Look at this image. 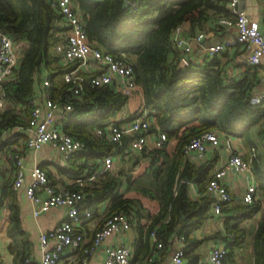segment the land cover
Listing matches in <instances>:
<instances>
[{
  "label": "trees",
  "instance_id": "1",
  "mask_svg": "<svg viewBox=\"0 0 264 264\" xmlns=\"http://www.w3.org/2000/svg\"><path fill=\"white\" fill-rule=\"evenodd\" d=\"M74 1L80 9L88 42L130 63L135 83L142 90L143 106L151 109L145 136L162 131L166 137L161 146L148 153L145 163L148 170L141 173L142 179L135 188L142 197L126 196L133 180L131 172H106L84 187L83 201L95 210L109 199V213L122 210L132 215L130 222L136 235L132 262L144 256L145 261L157 242L160 246L155 250L162 248L164 252L174 236L183 234L188 241L184 257L193 243L208 238L224 240L228 248L225 264L233 256L234 248L246 239L248 229L242 222L261 210L252 230V253L253 264H264V168L259 157L253 159L252 170L261 197L249 204L239 202L224 216L223 232L217 230L204 238H189L209 215L213 199L205 192V184L215 157L197 163L184 154L183 145L209 129L238 136L246 147L257 146L264 136V109L261 104L248 101L255 86V75L248 65L238 78L226 73V60L221 61L224 52L214 54L204 63L190 61L179 65L181 56L175 48L173 30L187 23L195 31L210 19L230 16L226 0H139L134 7H123L122 0ZM60 21L51 0H0V31L13 41L26 42L17 65L12 68V76L1 85L4 105L0 108V136L4 130L26 128L30 124L34 74L42 65L48 72L49 97L63 107L67 104L71 107L64 109L61 116L62 131L78 137L85 145L84 150L72 153L59 168L66 176L76 177L85 174L88 163L96 169L105 155L129 142V134L114 143L96 132L104 129L122 109L128 94L110 84L92 86L94 73L79 79L81 90L77 96L71 88L78 83L57 79L60 72L74 66H58L56 55L51 53V47L61 39L57 34L62 31ZM188 182L196 184L201 197H189ZM0 194L13 201L11 219L17 227L19 218L10 179L0 185ZM154 227L156 236L152 242L150 231ZM26 256L20 257V264Z\"/></svg>",
  "mask_w": 264,
  "mask_h": 264
},
{
  "label": "built area",
  "instance_id": "2",
  "mask_svg": "<svg viewBox=\"0 0 264 264\" xmlns=\"http://www.w3.org/2000/svg\"><path fill=\"white\" fill-rule=\"evenodd\" d=\"M139 0H132L129 5L134 7ZM228 7L234 13V17L221 16L217 22L220 24L233 25L237 29V36L231 42H221L209 45L207 47V59L214 54L222 53L228 47L241 43L244 46L254 44L255 49L247 55L244 62L246 64H257L260 56L264 54V34L261 32L259 23L251 19L242 10L235 9L237 0H226ZM51 5L57 10L63 27L67 29L65 41L56 45V51L65 62L76 60L90 61L99 72L92 77L91 85L99 86L103 84L113 85L124 94H129L136 83L132 73L130 63L119 57H114L111 53L102 51L89 44L86 32L83 27V21L72 0H51ZM203 33L193 36L194 40H200ZM175 44L181 48V58L185 64L190 62L189 53L191 50L190 41L186 37H179ZM20 53L14 46L10 35L0 31V86L5 75L17 65ZM79 74L76 70H71L63 74V80L66 82H79ZM49 82L45 77L43 89L34 93L31 98L32 109L30 115V124L23 129L30 131L23 143L5 149L7 161L15 167L13 186L19 187L24 178V154L25 148L36 149L43 144H50L61 155L63 160H68L72 153L77 150H84L85 145L78 137L62 131L60 122L56 120V111L59 104L49 97ZM79 83L71 88L72 94L77 96L80 93ZM264 100V92L253 94L248 101L257 105ZM0 101V106H1ZM69 110V104L63 107ZM150 108L144 109L135 117H132L128 124L120 125L117 122L108 123L104 129H96L97 134L105 135L109 142L117 143L122 136L129 133L130 148L133 151L141 152L145 150L146 136L144 131L148 130V113ZM22 128L21 126H16ZM165 133L158 131L156 133L155 146L159 147L165 140ZM219 145V134L217 130L209 129L202 131L196 136L190 138L183 145V151L186 156L202 160ZM118 154L110 153L101 160V167L104 170H112L114 159ZM255 153L250 154L249 159H243L237 153H230L222 167L215 170L205 184V192L213 199L210 205L211 215H221L224 205L229 204L232 196L224 182V175L229 170H235L240 173L250 172V163ZM95 169L88 163L85 168V174L74 179L77 188L69 185L55 186L46 170L40 165L34 164L29 169V182L24 191L27 198L33 203L32 214L38 216L52 207H61L64 209L63 219L50 230L40 231L37 237L40 249V255L37 261H33L29 256L23 259L22 264H59L63 257L68 264H87L88 258L95 252L105 237L118 231H127L130 229V213L118 210L107 213L103 216L102 224L95 229L91 238L87 241L84 234L78 231L77 227L84 222L92 219L96 209L93 210L83 201L85 191L84 187L94 179ZM256 185L254 181H248L243 191V202L248 204L255 199ZM156 227L150 231L152 242L155 241ZM186 238L183 234L177 235V245L171 255L174 264L184 263V250ZM145 258V264H155V248ZM228 251L226 243H212L210 245L206 264H224V257ZM132 254V246L124 242H119L106 246L103 253L102 264H128Z\"/></svg>",
  "mask_w": 264,
  "mask_h": 264
},
{
  "label": "crops",
  "instance_id": "3",
  "mask_svg": "<svg viewBox=\"0 0 264 264\" xmlns=\"http://www.w3.org/2000/svg\"><path fill=\"white\" fill-rule=\"evenodd\" d=\"M130 1L132 0H128V5ZM72 3L80 13V9L78 8L74 0H72ZM228 9L231 13L230 16L234 17V13L231 11V9L229 7ZM235 9L237 11L242 10L246 13V15H248V17L257 20L260 30L264 34V0H237ZM221 16L217 17L216 19H210L206 24L202 25L201 28L196 27L195 31H191L189 28L190 26L187 23H182L173 30L172 38L174 44L176 39L179 37H186L187 39H189L191 46L189 58L191 63H204V61L207 60V47L209 45L225 41L231 42L236 38L237 29L233 25L220 24L217 22V20ZM59 23L62 31L57 32V34L61 36V39L51 47V53L56 55L55 64H57L58 66L64 68H68L72 64H74V66L60 72V74L57 76V79L62 81L63 74L71 70H76L79 74L80 79L84 78L85 74L94 73L95 75H97L99 71L95 69L90 61L86 60L82 62L80 60H76L72 62H65L61 59L60 54L56 51V45L65 41L68 30L65 29V27L63 28L62 21H60ZM199 33H203V36L200 38V40H194L193 36ZM13 42L16 50L20 53V51L24 48L26 42L24 40H17ZM175 48L181 56V48L177 47L176 44ZM254 49V44H248V46H244L241 43H237L234 46L228 47L227 50L222 53L224 54V56L221 59V61L226 60V63L224 65L226 73L229 77L232 78L240 77L243 73L244 67L248 65V70L255 75V78L253 80L255 86L252 89L249 97L253 94L264 92V54L260 56L259 62L257 64L251 65L244 62L247 55H249ZM47 75L48 72L46 71V68L41 65L38 68L37 72L34 74V93H38L43 89V82ZM11 76L12 70L5 75L3 81ZM131 93H129L133 96L131 101L123 106L122 109L118 111L115 116L109 121V123L119 122L120 125L126 126L130 120L129 117L132 118L137 116L144 109L141 88L136 85V88H134ZM0 101L2 103L0 106L1 108L4 105L2 86H0ZM260 104L264 109V100L257 105ZM59 106L62 108V112L57 110L55 113L56 120L58 122H60L61 116L64 112L63 106L60 104ZM29 133V130L23 128L20 129L18 127H12L11 129H7L2 132L0 136V185L3 184L4 181L9 179L12 184L15 172V167H13V165L7 161L5 149L8 147L16 146V144H22L24 139L29 136ZM218 134L219 145L215 147L204 159L197 160L191 156L187 157L197 163L215 157V163L210 171V175L215 170L222 167L226 160V157L232 152L239 154L243 159H249L250 154L254 152V158L258 160L259 157V163L264 168V136L262 140H259L257 146L246 147L241 138L238 136L226 135L220 130L218 131ZM10 139L12 140L10 141ZM155 139L156 134L147 133L145 150H143L142 152L133 151L130 148L129 139V142L124 146V148H122V145L121 148H116V150L113 152H116L118 154V156L114 159L113 169L110 171L104 170L101 167L100 162V164L94 170L95 175L102 176L106 172H110L111 174H117L118 172H131L133 180L131 182L129 190L126 193V196L142 197V194L140 192H136V183L138 181H141V173L148 170L145 166V163H147L148 161V153H150V150L153 147H156ZM23 154V182L19 187H14L12 184L15 195L14 203L16 205L19 218L17 227L14 225V222L11 219L12 210L10 205L13 201L9 198L8 195H5L2 198L0 194V264H20V257L24 254H28V256L33 261H37L40 255V249L37 240L39 232L43 230H50L55 225H57L64 216V209L61 207H52L38 216H34L32 214L33 203H31V201L27 198L24 191L25 186L29 182V169L31 168V166H33L34 164H38L44 170L51 173V176L49 177L55 186L69 185L72 188H77L78 186L77 183H74V179L79 176L68 177L63 172L59 171V168L66 163V160H63L59 152L50 144H43L41 147L36 149L24 147ZM254 158H252L250 163V172L240 173L235 170H229L228 172H226V174L224 175V182L232 196L231 202L224 205L221 215H211L209 212V215L204 220L203 224L189 234L190 239L204 238L206 235H209L217 230L221 232L224 231L222 223L223 218L224 216L232 212L233 208L239 202L244 203L242 195L247 182L252 180L256 185V180L252 170V161ZM121 175L124 176V174ZM188 194L191 199H198L202 195L198 191L194 182H188ZM255 195V198L261 197L257 190L255 191ZM110 203L111 202L109 199L102 202L99 206L96 207V213H94L92 219L88 222L82 223L77 227L78 231H81L84 234L86 241L91 238L95 229H97L102 224L103 216L109 213L108 209ZM260 215L261 210L256 212L252 217L247 218L242 222L248 229L246 239L241 245L234 248L233 256L230 257V259H228L225 264H253L252 230L256 226ZM135 236V232L133 230V227L131 226L127 231L121 230L105 237L101 244L97 247L95 252L89 256L87 264H102L105 247L119 242H124L132 246V254L128 264H145V256L141 260H136L135 262L131 261L134 255L133 248ZM212 243L222 244L225 243V241L220 238H208L199 244L193 243L187 256L184 257L183 264H206L208 251ZM176 245L177 236H174L170 246L164 252H162V248L156 249L155 256L157 260L155 264H174L171 260V255L175 250ZM66 261V258L63 257L59 264H68Z\"/></svg>",
  "mask_w": 264,
  "mask_h": 264
},
{
  "label": "water",
  "instance_id": "4",
  "mask_svg": "<svg viewBox=\"0 0 264 264\" xmlns=\"http://www.w3.org/2000/svg\"><path fill=\"white\" fill-rule=\"evenodd\" d=\"M128 5V0H123L122 1V6L123 7H125V6H127ZM252 19V18H251ZM185 64V62H184V60H180L179 61V65H184ZM58 111H60V112H62V108L61 107H58V109H57Z\"/></svg>",
  "mask_w": 264,
  "mask_h": 264
},
{
  "label": "rangeland",
  "instance_id": "5",
  "mask_svg": "<svg viewBox=\"0 0 264 264\" xmlns=\"http://www.w3.org/2000/svg\"><path fill=\"white\" fill-rule=\"evenodd\" d=\"M131 94H132V93H131ZM131 94H129V99L127 100L126 104L129 103V102L131 101V99H132V97H133ZM126 104H125V105H126ZM125 105H124V106H125Z\"/></svg>",
  "mask_w": 264,
  "mask_h": 264
}]
</instances>
